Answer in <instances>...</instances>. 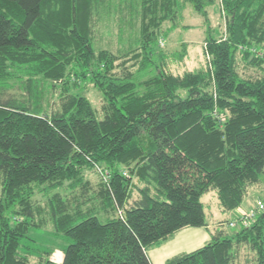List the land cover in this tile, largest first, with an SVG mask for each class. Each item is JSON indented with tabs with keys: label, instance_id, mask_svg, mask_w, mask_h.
Segmentation results:
<instances>
[{
	"label": "trees",
	"instance_id": "trees-1",
	"mask_svg": "<svg viewBox=\"0 0 264 264\" xmlns=\"http://www.w3.org/2000/svg\"><path fill=\"white\" fill-rule=\"evenodd\" d=\"M108 1L0 0V264H29L20 242L45 223L70 242L59 263L44 252L37 264H151L148 249L205 226L202 194L214 191L228 212L263 174V60L241 53L261 67L246 78L236 55L264 47V0H220L225 37L207 30L209 62L181 74L154 51L157 29L185 3L207 21L214 0H121L139 12L141 32L139 51L123 60L92 47L94 13ZM87 80L101 93L99 113L73 91ZM96 164L107 173L100 208L119 212L103 221L79 203L69 211L54 192L86 187L84 169ZM241 244L264 264V212L163 264H231Z\"/></svg>",
	"mask_w": 264,
	"mask_h": 264
},
{
	"label": "rangeland",
	"instance_id": "rangeland-1",
	"mask_svg": "<svg viewBox=\"0 0 264 264\" xmlns=\"http://www.w3.org/2000/svg\"><path fill=\"white\" fill-rule=\"evenodd\" d=\"M121 3H123L121 0H109L96 9L92 25V47L96 50L107 49L119 55L121 60H123L129 58L132 53L139 51L141 32L139 12L133 13L129 8L122 6ZM206 10L207 21L193 9L190 3H185L180 16L171 21L161 23L157 29L154 51H160L165 54L162 60L165 62V70L171 71L174 74H181L184 71H195L204 68L209 62V57L205 52L204 37L207 30L214 37H225L226 17L221 10L220 0H214L212 4L206 7ZM253 48L264 52V47L238 46L236 55L238 59L237 71L242 77L256 78L261 75V67L258 68L248 59L241 58L243 51H248L256 58L252 51ZM176 53L177 55L179 53L182 54L180 60L174 56ZM263 58L257 56V59L263 60L262 64L264 67ZM132 62L131 60L128 61L126 66H129ZM135 68L136 65L132 66L131 70L134 71ZM73 91L74 93L77 92L80 95L86 96L92 108L99 113L102 96L91 82L88 80L81 82L77 90ZM55 96V93L52 96L51 92L49 93L48 99L51 104L56 99ZM98 117H100L99 114ZM83 173L88 182L86 187L79 186L73 190L68 187H61L54 191L58 192L63 198H66L69 211L78 207L79 203L82 211L88 208L94 209L102 221L106 217L118 214V210L112 211L108 209L103 211L100 208V198L97 196V192L101 180L104 183L107 181V173L103 170V166L96 164L94 165V169H84ZM45 198L46 196L41 192L35 191L33 196L35 202H39L43 206L45 205ZM200 201L203 205L205 222L215 224L213 219L218 215L221 216L219 220L228 216L227 212L224 213L220 210L214 191L202 194ZM257 201H261L264 204V171L260 180L248 187L247 194L240 204L243 207L248 205V209H242L239 205L235 208L238 209L237 214L228 221L236 220L242 214L250 211ZM237 227L228 226V228H225L218 226L219 229H225L228 232L234 231ZM27 234L28 238L21 240L18 252L28 259L29 264H37L39 258L45 256L44 252L51 259L59 263L62 259L64 247L70 242L68 237L55 233L49 223L30 228ZM233 253L234 258L231 264H256V254L245 244L236 247Z\"/></svg>",
	"mask_w": 264,
	"mask_h": 264
},
{
	"label": "crops",
	"instance_id": "crops-1",
	"mask_svg": "<svg viewBox=\"0 0 264 264\" xmlns=\"http://www.w3.org/2000/svg\"><path fill=\"white\" fill-rule=\"evenodd\" d=\"M240 208L248 209V205L244 207L240 205ZM237 210L238 209L228 211V216L223 218L222 220H219L221 216L218 215L217 217H215V219H213V222H215V224L205 222V226H189L177 230L167 239L162 241L159 245L151 247L147 250V255L150 263L163 264L173 256L187 253L201 247L218 233V226L228 228L227 221L231 220L237 214Z\"/></svg>",
	"mask_w": 264,
	"mask_h": 264
},
{
	"label": "built area",
	"instance_id": "built-area-1",
	"mask_svg": "<svg viewBox=\"0 0 264 264\" xmlns=\"http://www.w3.org/2000/svg\"><path fill=\"white\" fill-rule=\"evenodd\" d=\"M252 51L256 57L257 56L264 57V52L262 51L260 52L255 48H253ZM213 96L215 97L214 92H213ZM263 211H264V204L261 201H257L256 205L252 209H250V211L242 214L236 220L228 221L227 225L229 227H234V226L248 227L256 219V217Z\"/></svg>",
	"mask_w": 264,
	"mask_h": 264
}]
</instances>
